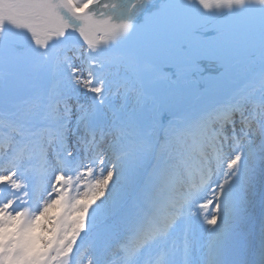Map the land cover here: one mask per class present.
Returning a JSON list of instances; mask_svg holds the SVG:
<instances>
[{
  "label": "snow or ice",
  "instance_id": "1",
  "mask_svg": "<svg viewBox=\"0 0 264 264\" xmlns=\"http://www.w3.org/2000/svg\"><path fill=\"white\" fill-rule=\"evenodd\" d=\"M199 3L10 0L31 35L0 27V264H264V94L241 85L259 63L264 89V23L169 24Z\"/></svg>",
  "mask_w": 264,
  "mask_h": 264
},
{
  "label": "rangeland",
  "instance_id": "2",
  "mask_svg": "<svg viewBox=\"0 0 264 264\" xmlns=\"http://www.w3.org/2000/svg\"><path fill=\"white\" fill-rule=\"evenodd\" d=\"M6 2L5 0H3ZM218 0H200V3L196 6L194 10L190 11H181L177 12L173 15L171 20L169 21L170 25H179L184 23L186 20L190 22H195L202 19L208 20H215L219 17H223L224 19H232L236 15H239V11L235 12L238 5H233L231 8L227 6V4H222L221 6H217ZM8 3V2H6ZM9 4V3H8ZM0 5H4L3 2H0ZM245 7V6H244ZM5 9V7H3ZM104 11H108L110 13L114 12L111 8L104 7ZM235 8V9H234ZM260 8V9H259ZM259 10L256 15L246 22L251 26L253 29L254 34L256 35L257 39L259 36V29L262 23H264V3L260 0ZM234 9V10H233ZM9 10L16 15L17 20L24 25V21L21 18L19 13L14 12L9 8ZM100 15V13H99ZM121 15L114 16V21L120 20ZM135 20L139 19L138 16H135ZM19 22L13 19V15H9V12L2 10L0 8V27L4 30L5 40L4 45L7 47L10 41H13L19 37H30L31 33L22 26ZM215 66H212L208 69V71H215ZM259 63L254 65L250 70L245 69L241 74V85H247L245 88V92L248 93L252 100L257 104L260 103V97L264 94V89L261 88L260 80H259ZM167 119V117H166ZM262 189V182L258 181L256 186L257 196L256 200L257 203L259 202L260 192ZM153 264H166L167 257L164 255H155L152 257Z\"/></svg>",
  "mask_w": 264,
  "mask_h": 264
},
{
  "label": "water",
  "instance_id": "3",
  "mask_svg": "<svg viewBox=\"0 0 264 264\" xmlns=\"http://www.w3.org/2000/svg\"><path fill=\"white\" fill-rule=\"evenodd\" d=\"M7 1H10V0H7ZM0 2H3V3H4V5H0V8H1V6H4V7L7 9V11H8L10 14L13 15V19L16 20L17 22H19V21L17 20L16 15L13 14V13L9 10L8 3L4 2L3 0H0ZM133 2H134V0H129V3H130V4L133 3ZM257 2H258V0H252L250 12H249L247 15H240L238 18H235V19L245 20V19L249 18L250 16H252L253 13H254V11H255V9H256V7H257ZM2 10H3V9H2ZM135 10H136V9H133V13H136ZM93 11H95L96 14L102 12V13H100V15L103 14V15H106V16H113V17H114V16H117V15H113V12L110 13V12H108V11H106V10L104 11V9H103V5H102V4H98V5L94 6ZM64 16H66V17L71 21V23H72L73 25L78 24V21H77L76 19H74V18H73L68 12L65 11V12H64ZM122 20H123V22H126V17H123ZM19 23H20V22H19ZM20 24H21L22 26H24L22 23H20ZM24 27H25V26H24ZM25 28H26V27H25Z\"/></svg>",
  "mask_w": 264,
  "mask_h": 264
},
{
  "label": "bare ground",
  "instance_id": "4",
  "mask_svg": "<svg viewBox=\"0 0 264 264\" xmlns=\"http://www.w3.org/2000/svg\"><path fill=\"white\" fill-rule=\"evenodd\" d=\"M3 7H4V6H1V8H2L3 10H5L6 12H8L7 9H6V8L4 9ZM234 9H235V8H234ZM234 9H233V10H234ZM248 10H249V7L246 9V11H248ZM136 11H137V10H135V12H136ZM235 11H236V10H235ZM246 11H245V12H246ZM9 15H12V14L9 13ZM133 15H134V18H135L136 13H133ZM134 20H135V19H134ZM116 22H118V23H123V20H122V19H121V20H117Z\"/></svg>",
  "mask_w": 264,
  "mask_h": 264
}]
</instances>
